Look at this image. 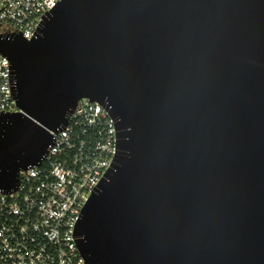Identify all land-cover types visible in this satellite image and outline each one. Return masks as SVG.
<instances>
[{
    "label": "water",
    "instance_id": "95a60500",
    "mask_svg": "<svg viewBox=\"0 0 264 264\" xmlns=\"http://www.w3.org/2000/svg\"><path fill=\"white\" fill-rule=\"evenodd\" d=\"M41 18L0 34L19 110L0 115V192L86 99L115 152L74 224L84 264H264V0H58Z\"/></svg>",
    "mask_w": 264,
    "mask_h": 264
},
{
    "label": "built area",
    "instance_id": "2783aa9c",
    "mask_svg": "<svg viewBox=\"0 0 264 264\" xmlns=\"http://www.w3.org/2000/svg\"><path fill=\"white\" fill-rule=\"evenodd\" d=\"M57 1L0 0V34L20 32L30 40L41 16ZM17 112L8 62L0 55V115ZM50 134L46 155L20 172L16 191L0 192V264H84L73 228L113 159V122L99 103L83 99L66 128Z\"/></svg>",
    "mask_w": 264,
    "mask_h": 264
}]
</instances>
